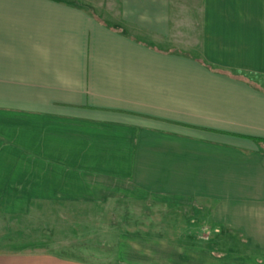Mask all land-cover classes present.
Returning <instances> with one entry per match:
<instances>
[{
	"label": "crops",
	"instance_id": "crops-1",
	"mask_svg": "<svg viewBox=\"0 0 264 264\" xmlns=\"http://www.w3.org/2000/svg\"><path fill=\"white\" fill-rule=\"evenodd\" d=\"M256 140L264 0H0L2 219L48 237L62 208L121 221L162 203L184 227L152 264H264ZM193 220L212 241L191 243ZM36 251L0 264H92Z\"/></svg>",
	"mask_w": 264,
	"mask_h": 264
},
{
	"label": "rangeland",
	"instance_id": "rangeland-1",
	"mask_svg": "<svg viewBox=\"0 0 264 264\" xmlns=\"http://www.w3.org/2000/svg\"><path fill=\"white\" fill-rule=\"evenodd\" d=\"M81 1L109 4L111 0ZM122 207L124 205H121V209ZM111 209L105 210L109 212ZM123 209L130 211L132 217L117 221L88 219L89 214L79 216L74 209L71 211L64 208L63 211L62 208L63 222L58 221L56 233L48 237L39 233L41 230L38 227L29 228V223L22 218L23 216L12 215L8 219H2L0 216V254L38 253L36 248L47 242L49 249H52L51 254L71 255L83 258L92 264H152L151 258L156 255L152 249L156 242L166 244L173 237L166 235L170 234V228L181 230L184 227L182 219L176 220L177 218H172L171 214L168 215L169 210L162 203L152 207L132 204ZM97 210L105 211L103 208ZM140 213L145 218L135 219L134 216H140ZM200 226L198 221L193 220L191 223L190 236L193 244H207L216 235L217 230L210 224L203 225V229ZM140 229L144 230V235H134L140 234ZM157 231L164 233V236L145 235L147 232L157 233ZM119 243L124 246H120ZM22 249H31V251Z\"/></svg>",
	"mask_w": 264,
	"mask_h": 264
},
{
	"label": "trees",
	"instance_id": "trees-1",
	"mask_svg": "<svg viewBox=\"0 0 264 264\" xmlns=\"http://www.w3.org/2000/svg\"><path fill=\"white\" fill-rule=\"evenodd\" d=\"M256 143L261 146L262 148H264V140H256ZM71 256V255H68Z\"/></svg>",
	"mask_w": 264,
	"mask_h": 264
}]
</instances>
